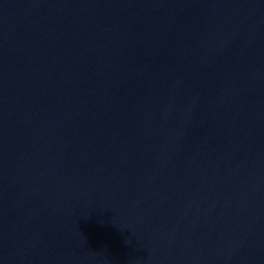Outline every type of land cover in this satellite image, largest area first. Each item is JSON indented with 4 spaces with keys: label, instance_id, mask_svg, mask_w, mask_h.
<instances>
[{
    "label": "water",
    "instance_id": "obj_1",
    "mask_svg": "<svg viewBox=\"0 0 264 264\" xmlns=\"http://www.w3.org/2000/svg\"><path fill=\"white\" fill-rule=\"evenodd\" d=\"M0 264H264V0H0Z\"/></svg>",
    "mask_w": 264,
    "mask_h": 264
}]
</instances>
